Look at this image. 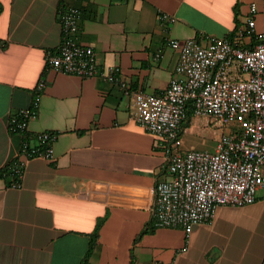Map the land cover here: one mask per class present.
<instances>
[{
    "label": "crops",
    "instance_id": "0c3cea01",
    "mask_svg": "<svg viewBox=\"0 0 264 264\" xmlns=\"http://www.w3.org/2000/svg\"><path fill=\"white\" fill-rule=\"evenodd\" d=\"M66 8L79 13L74 42L97 59L91 78L45 68ZM160 14L173 22L158 21ZM231 32L250 48L264 34V0H0V264H264L261 195L216 207L185 245L181 229L154 227L150 206L167 178L164 156L130 118L121 91L98 74L116 67L131 90L159 94L176 77L169 40L205 43ZM39 79L45 87L34 117L24 133H9L8 118L31 106ZM43 132L55 135L51 161L18 153L23 139L40 147ZM16 162L18 179L4 172Z\"/></svg>",
    "mask_w": 264,
    "mask_h": 264
},
{
    "label": "built area",
    "instance_id": "2783aa9c",
    "mask_svg": "<svg viewBox=\"0 0 264 264\" xmlns=\"http://www.w3.org/2000/svg\"><path fill=\"white\" fill-rule=\"evenodd\" d=\"M254 12L251 5L244 20L249 32L254 27ZM78 16L73 8L58 13L59 44L45 53L44 64L62 75L91 78L98 63L90 46L74 42ZM157 19L173 22L161 14ZM234 38L204 37L205 43L193 38L169 40L168 47L178 51L176 77L159 94L131 90L116 67L98 73L121 91L132 121L155 137L167 178L155 186L151 219L154 227L181 229L184 245L191 227L208 222L216 207H241L259 195L264 197V34L250 48L238 46ZM44 87V80L39 79L31 106L8 118L9 133L25 132ZM187 115L206 118L225 129L213 151L181 148V125ZM36 138L40 147L29 146L23 139L18 153L25 159L51 161L55 135L43 132ZM21 169V162L8 166L17 179Z\"/></svg>",
    "mask_w": 264,
    "mask_h": 264
},
{
    "label": "rangeland",
    "instance_id": "374dc122",
    "mask_svg": "<svg viewBox=\"0 0 264 264\" xmlns=\"http://www.w3.org/2000/svg\"><path fill=\"white\" fill-rule=\"evenodd\" d=\"M224 131L225 129L217 126L211 120L189 116L183 121L181 128V148L211 152L215 147L217 138Z\"/></svg>",
    "mask_w": 264,
    "mask_h": 264
},
{
    "label": "trees",
    "instance_id": "16d2710c",
    "mask_svg": "<svg viewBox=\"0 0 264 264\" xmlns=\"http://www.w3.org/2000/svg\"><path fill=\"white\" fill-rule=\"evenodd\" d=\"M236 25H237V24H235V26H236ZM235 28H236V27H235ZM233 35H234L233 32H231V33L225 35L223 38H224V39H227V40H231L232 37H233ZM240 47H242V46H240ZM188 117H189V115L186 116V119H187ZM186 119H185V120H186ZM8 166H9V164L6 165V167H5V169H4V172L7 173V174H9L10 176L14 177V176L9 172V170H8ZM14 178H15V177H14ZM15 181H16V180H15ZM101 222H102L101 220H98V221L96 222V224H95V228H94V230H93V233L90 235V240H89V243H88V249H87V253H86V254H88V252H89V250H90V248H91V246H92L93 241L96 239V236H97V230H98V228H99ZM144 232H145V230L142 231V232H140V233L138 234V236L136 237L135 240H138V239L144 234Z\"/></svg>",
    "mask_w": 264,
    "mask_h": 264
}]
</instances>
